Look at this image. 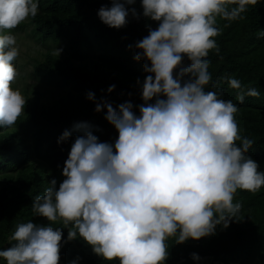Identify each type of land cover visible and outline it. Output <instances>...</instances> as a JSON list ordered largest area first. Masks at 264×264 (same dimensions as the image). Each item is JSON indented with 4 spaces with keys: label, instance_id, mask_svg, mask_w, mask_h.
I'll return each mask as SVG.
<instances>
[{
    "label": "clouds",
    "instance_id": "9594fccd",
    "mask_svg": "<svg viewBox=\"0 0 264 264\" xmlns=\"http://www.w3.org/2000/svg\"><path fill=\"white\" fill-rule=\"evenodd\" d=\"M135 0H110L97 11L100 21L120 29ZM257 0H140L143 17L155 29L135 43L136 61L147 74L141 85L138 115L129 101L113 105L94 93L86 99L117 132L114 143L101 142L87 122L74 123L80 133L64 161V179L53 178L32 201L34 216L18 223L9 247L0 249L4 264H58L62 239L79 237L94 254L118 264H165L170 238L175 243L214 234L237 220L242 205L238 190L251 193L264 187V171L250 155L252 139L242 137L236 122L238 107L206 90L212 76L209 53L219 52L217 18L243 19ZM38 13V0H0V129H16L26 101L12 85L18 55L12 30ZM258 37H264L259 30ZM60 49H53L58 56ZM189 63H182L184 59ZM235 98L259 97L255 87L233 76L222 77ZM140 81L137 79V84ZM214 87V86H213ZM114 85L109 86L111 92ZM65 130L59 137L67 141ZM239 142V145L237 144ZM192 259L199 257L193 253ZM79 257L69 262L78 264Z\"/></svg>",
    "mask_w": 264,
    "mask_h": 264
},
{
    "label": "trees",
    "instance_id": "16d2710c",
    "mask_svg": "<svg viewBox=\"0 0 264 264\" xmlns=\"http://www.w3.org/2000/svg\"><path fill=\"white\" fill-rule=\"evenodd\" d=\"M101 5H110V0H38V13L32 17L34 34L43 42L63 41L65 57L46 55L38 62L36 72L48 85L66 90V95L54 103L26 98L16 129H0V249L13 243L10 236L18 223H49L33 215L32 201L43 194L51 179L56 180L57 188L64 179V161L80 134L71 131L74 123L87 122L99 141L114 143L116 130L104 119V109L94 111V103L86 99L87 92L113 107L129 101L134 113L139 114L137 106L143 103L141 85L147 74L143 71L144 61L134 59L135 43L148 34L149 27L155 29L158 24L140 15V0H135L129 7L136 9L139 18L129 14L124 27L109 28L98 18ZM243 17L231 22L217 18L219 35L215 40L219 52L209 53L212 80L206 90L218 88L221 99L237 105L235 118L240 135L253 141L248 155L264 171V37H258L259 30H264V0L249 5ZM182 63L189 62L185 58ZM227 76L257 88L260 96H246L243 103L238 102L235 91L221 79ZM112 85L113 90L108 92ZM65 130L70 131L67 141L58 143ZM237 201L242 205L240 214L227 228L217 225L214 234L199 240H167L165 264H195L202 258L221 264L264 261V187L256 193L238 190L234 196ZM53 227L62 228L58 264H69L85 242L79 237L67 240V229L59 222ZM193 253L198 260L192 259ZM83 264L118 261L107 262L91 251Z\"/></svg>",
    "mask_w": 264,
    "mask_h": 264
},
{
    "label": "rangeland",
    "instance_id": "374dc122",
    "mask_svg": "<svg viewBox=\"0 0 264 264\" xmlns=\"http://www.w3.org/2000/svg\"><path fill=\"white\" fill-rule=\"evenodd\" d=\"M14 35L19 48V55L16 61H14L18 76L13 83V87L20 91L24 99H38L43 103H54L60 98L65 97L66 90L57 89L48 85L36 72L38 62L42 61L48 54L54 55L53 49L58 48L61 50L57 57H65L64 42L40 41L34 34L32 17L17 26L14 29ZM91 251V246L85 243L79 248L77 253L73 254L70 260L79 257L78 264H83L85 257ZM0 264H4V262L0 260ZM195 264L221 263L214 262L209 258H202L196 261ZM254 264H264V261H256Z\"/></svg>",
    "mask_w": 264,
    "mask_h": 264
}]
</instances>
